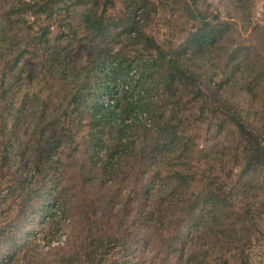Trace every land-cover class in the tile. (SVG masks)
Returning a JSON list of instances; mask_svg holds the SVG:
<instances>
[{"label": "rangeland", "instance_id": "rangeland-1", "mask_svg": "<svg viewBox=\"0 0 264 264\" xmlns=\"http://www.w3.org/2000/svg\"><path fill=\"white\" fill-rule=\"evenodd\" d=\"M187 2L188 0H0V42L9 47L4 59L9 61L13 55L23 54L19 64L23 69L17 72L21 80L13 84L7 94L13 108L23 109L18 130L22 147L31 152L36 147L37 140L42 139L43 143L54 128L51 124L52 117L60 112L61 107H66L60 100V95L65 93L63 85L66 82L62 85L58 79L63 72L59 67L67 64L68 70L61 77L70 80L74 67L88 69L93 61L99 63L101 73L112 72L114 65L111 60L117 54L136 62L135 58L148 56V52H144L145 41L139 38V32L151 36L164 50L181 44L190 32H194L193 22L185 12ZM87 11L93 16L106 13L104 35L99 36L88 28L85 22ZM195 13L210 21L211 17L219 15L221 20L234 24L236 44L244 45L251 61L240 62L234 76L227 79L224 77L222 83L226 84V96L222 100L235 101L246 112L250 111L254 120L264 122V0H201ZM130 27H135L138 34L130 36L127 33ZM43 33L46 37L41 40ZM188 54L190 56L191 53ZM189 56H183L189 72L204 79L205 76H211V67L217 69L220 64L223 66L219 62L221 58L218 52L211 54V51L205 50L193 61ZM51 60L55 66L46 67V63L50 65ZM257 68L260 69V74H257L259 77L254 83L255 90L243 86L242 83L251 80L250 71ZM1 70L0 66V76ZM224 71L222 67L219 73L222 75ZM110 75L111 91L103 90L104 94L99 98V102L105 106L122 98V80L118 75ZM132 75L137 81V74L133 72ZM136 81L134 82L138 85ZM67 86L70 85L67 83L64 87ZM152 94L153 91L149 89L143 97L151 101ZM194 97L195 94L189 92L182 103L190 102L189 107L193 105V113L187 117L191 122L195 121L189 132H192L199 152L211 145V130H207L211 124V105L208 103L201 107V103L191 100ZM169 106L172 108V105ZM119 114L121 113L117 111L116 123L129 124L130 129L124 135L128 133L130 140L136 141L135 150L139 149L145 144L147 131L151 130L153 120L144 110L139 109L125 122L123 119L129 116ZM2 123L5 132L12 129V122L7 116L0 119V127ZM70 127L77 133L73 147L79 145L80 151L64 163V169H69L70 172H64L60 204L53 210L56 212V223L51 226L47 224L43 227L44 231L42 227H37L27 253L16 256L14 262L10 259L15 249L8 247L0 250V264H189L191 254L203 246L207 247V236L204 238L203 235L186 243H176L175 249L169 253H166L167 247H164L165 242L177 233V224L171 220H175L179 214L187 217L185 213L190 210L186 202L194 201L196 191L188 192L186 185L177 193L164 188L163 191L167 193L164 203L168 202L166 205L170 206L167 220L160 224L155 218L154 227L146 229L144 224L141 225L146 211L138 210L139 203L142 202L139 195L141 185L152 169L145 176V167L128 149L120 151L110 162L109 174L101 169L102 160L107 158V154L100 149L94 157L95 164L99 162L101 170H98V164L91 169L93 153L87 147L92 133L89 124L86 120L82 123L76 120ZM61 129L62 127H57L58 132ZM105 137L119 139L122 136L109 134ZM127 141L122 137L124 144ZM189 147L188 152L191 151L192 144ZM68 149L67 153L71 152L72 145L69 144ZM175 157L172 161H160L153 171L160 169L165 172L166 169L193 166L196 171L186 169L185 172L190 186L197 190L199 186L192 178L195 175L201 176L199 170L211 177V165L200 166L195 159L189 161L182 150ZM29 159L30 153L23 157V170L32 173L34 165L30 164ZM0 175V178L5 177L3 173ZM195 178L198 179L196 176ZM6 184L9 192L2 189L5 184L0 188L1 194L8 199L0 209H4L1 219H17L21 198H16L21 192L15 193L11 179ZM252 264H264V250L259 251V254L254 252Z\"/></svg>", "mask_w": 264, "mask_h": 264}, {"label": "trees", "instance_id": "trees-1", "mask_svg": "<svg viewBox=\"0 0 264 264\" xmlns=\"http://www.w3.org/2000/svg\"><path fill=\"white\" fill-rule=\"evenodd\" d=\"M200 1L188 0L185 9L186 15H189L193 22L194 32H190L181 44L171 49H162L151 36L139 32V38L145 41L143 47L148 56H139L135 58L136 62L117 54L111 60L114 65L112 72L101 73L99 63L93 61V65L88 69L74 67L69 77L71 81L61 77L68 70L67 64L59 67L63 71L59 81L62 85L65 82V85H70H63L65 93L60 95V100L66 107H61L60 112L52 117L51 124L55 129L52 128L43 143L42 139L37 140L36 147L31 152L22 147V140L18 135L23 109L13 108L12 102L7 98L11 86L21 80L17 72L23 69L19 66L23 54L13 55L9 61L4 59L9 47L0 42V62H3L0 65V119L7 116L12 122L9 132L4 131L3 123L0 127V173L5 176L0 178V188L5 184L2 189L7 190V180L11 179L15 193L21 192L16 198H21L17 219L3 220L1 216L4 209L0 211V250L8 247L15 249L11 261L14 262L16 256L27 253L37 227H42L44 231L43 227L47 224L51 226L56 223V212L53 210L60 204L64 172H70L69 169H64V163L80 151L79 145L73 147L77 133L70 127L76 120L81 123L86 120L92 131L87 146L93 153L90 160L91 169L99 163L95 164L94 154L100 149L107 154L101 167L105 174L111 172L110 162L120 151L126 149L145 167V176L149 174V169H152L149 177L142 183L139 195L142 202L139 203L138 210L146 211L141 225L144 224L146 229L151 230L154 227L155 218L160 224L167 220L170 206L166 205L168 202L164 203L167 194L163 191L164 188L177 193L186 185L188 192L196 191L194 201L186 202L190 210L184 212L187 217L179 214L175 220H171L177 224V233L165 242L166 253L175 249L176 243H186L202 235L204 238L207 236V247L203 246L191 254L189 264H252L254 252H263L264 122L254 120L253 114L246 112L235 101L222 100L226 96V84L222 83L224 77L227 79L234 76L240 62L251 61L250 54L243 44H236V29L233 23L221 20L219 15L211 17L210 21L195 13ZM105 14L103 12L93 16L90 11L85 14L88 28L99 36L106 32ZM130 28L127 32L130 36L133 33L138 34L135 27ZM42 37L45 38L46 34L43 33L40 39ZM205 50L211 51V54L219 53V62L225 69L222 75L219 73L221 64L217 69L211 67V76H205V79L189 72L183 56H189L190 52L189 57L193 61ZM53 66V60L50 65L46 63V67ZM133 72L138 76L137 81L132 75ZM259 72V68L250 71L251 80L242 85L255 90L254 83L259 77ZM111 73L113 76L118 75L122 80V98L105 106L99 102V98L104 94L103 90L111 91ZM149 89L153 91L151 101L143 97ZM189 92L195 94L191 100L201 103V107L208 103L211 105V124L207 129L211 130V145L199 152V146L193 140L192 132H189L191 124L195 121L191 122L187 117L193 113V105L189 107L190 102L182 103ZM169 105H172V108ZM137 109L144 110L153 120V124L151 130L147 131L145 144L135 150L136 141H131L128 133L124 135L130 126L117 124L116 112L121 113L119 116H129L123 119L125 122ZM57 127H62L61 132L57 131ZM109 134L121 135L128 141L124 144L122 137L106 138ZM190 143L192 147L188 152ZM69 144L73 150L67 153ZM179 150L184 152L189 161L195 159L200 166L211 165V177L199 170L201 176L195 175L198 179L195 176L192 178L199 186L198 190L190 186L185 172L186 169L196 171L193 166L166 169L165 172L160 169L153 171L160 161L162 163L176 159L175 155ZM29 153V162L34 165L32 173L23 170L25 168L22 159ZM206 159L210 161L207 162ZM101 169L98 164V170ZM5 196L0 197V209L7 203ZM62 210L61 213L65 214Z\"/></svg>", "mask_w": 264, "mask_h": 264}]
</instances>
